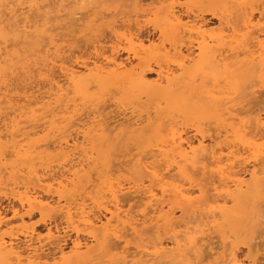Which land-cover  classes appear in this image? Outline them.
<instances>
[{"label":"bare ground","instance_id":"bare-ground-1","mask_svg":"<svg viewBox=\"0 0 264 264\" xmlns=\"http://www.w3.org/2000/svg\"><path fill=\"white\" fill-rule=\"evenodd\" d=\"M47 1H50V4L52 2L51 0H47ZM85 1L87 0H56L55 3L56 4L59 3L60 6H58V11L55 13V15L51 17L50 14L52 12L50 10L52 8H55V6L53 4H52L53 6H51L50 4H48V2H46V0H0V31L3 33V35L7 34L12 36L13 34H18V35H21L23 33L29 34V32L32 31L34 27L40 25L39 24L40 22L43 24L45 22L51 25L52 21L59 20L62 17V15L70 16V13L67 12V9L69 10L70 7ZM119 1L121 2V0ZM119 1L117 3L121 5ZM127 1L131 2L129 0ZM127 1L125 0V2ZM166 1L168 2V0ZM172 1L173 0H170L169 2L172 3ZM177 1L178 0H176V2ZM186 1H192V0H186ZM197 1L200 2L201 0H197ZM216 1L214 0L213 4H215L214 2ZM98 2L103 3L105 5L108 2L111 3L112 0L111 2L110 0H98ZM164 2L165 1L163 0L162 4ZM167 2L165 3L167 4ZM199 2L197 5H199ZM153 3L154 1L152 2V4ZM193 3H189V4L194 5ZM205 3L203 2L204 5ZM127 4L129 6V3ZM213 4H211L210 6H213ZM99 6L100 5H98L97 7ZM170 6L164 9L160 8L161 10L159 9V11H162L159 13L162 14L164 13L165 15H164V19L160 18L162 22L164 20L163 22L164 27H162L161 29L157 28L159 31L157 32L159 33L158 34L159 42L157 44L151 42V40L149 41L146 39L145 40L147 42V45L145 44V40L140 37L142 35H139L141 33L138 34V32L143 28L144 25V24L141 25L140 21L131 20L130 16H127V13L123 17H120L118 19V16L122 14L119 12L120 10L119 8H118L119 10L117 9V11L115 9L113 10L111 9L112 11L107 14V17L109 15L111 19L108 25L109 33L111 37L110 38L108 37L106 39L107 41L105 40V44L108 45L107 48L104 49L101 38H103L102 36L105 33L103 35L100 34L101 32L102 33L105 32L106 30L105 27H101L103 24H105V22L103 23L102 21L106 19V16H104L105 11L104 12L102 11L104 14L102 15L99 14V17H97L96 19L97 22L102 21L101 24L98 23V25H95L96 21L94 20L92 21L91 25L90 26L88 25L87 27L78 24L79 20L82 18L81 16L80 18L78 16L79 19L73 18L74 19L73 23L78 24L77 25L78 32L84 33L82 35L85 38L91 35L87 39H83L84 37L81 36L83 39V40L81 39L82 42L86 41L87 43H90L89 44L90 46H92L90 50H93V53H91V56L88 57L87 60H84L83 57L82 59L81 56L79 55H78L79 58L74 56L75 49L73 50L72 48L75 47V45L73 44L74 41H72L73 38L71 39V37L74 36L69 35L71 41L69 40L70 42L68 44V40H65L66 34L61 35V33L58 32L59 29L60 32L62 30L61 28H59L60 24L59 26H57V28L56 27L54 28L52 25L47 28L48 36H46L47 40L45 41L47 43L46 45H43L42 42V45L44 46L42 47L43 51H38L40 53L43 52L41 57L42 59L35 58L36 56H38L37 54L36 56L31 54L30 55L32 56L31 58H29V55H27L28 57L26 56L24 57L23 55L21 56L18 52L19 50V48H17L18 44H15L17 42L11 41L12 43L10 42L8 43L9 44L8 45L7 44L8 39L6 40L5 37H3L2 35H1L2 37L0 36V136L6 138L7 140L14 139L15 136L17 137V133L21 132V130H19L20 123L23 122V125L26 122L33 123L34 125L32 124L33 125L32 127L30 126L31 124H28L30 126L28 128L31 129L30 132L26 131L27 126H24L23 128L26 132L23 131L21 132L22 133L21 135L19 134L23 138L22 139L23 141L21 140L19 141L22 142L23 144L25 142L26 145L22 146L23 144H20L18 146H15L17 144L11 145L10 144L11 142H9V144L12 146V147L10 146L12 150L18 149L16 151L18 156L24 159L25 157L28 156L29 158V155L36 153V155L40 157L41 154L38 155L37 152L44 153L46 151H50V149L52 150V152L56 153L55 155L58 156L61 154H67L69 149H71V155L73 157L72 161L69 164H65L63 167L60 164V169L52 168L54 170L53 174L49 175L50 171H46L49 173V174L46 173L47 176L49 175V177L47 178L43 177L42 175L39 176L41 173L39 175L35 173L34 171L35 169H32L33 168L32 165L31 169L33 170V173H35V175L33 176L31 171H30L31 173L28 171L29 172L28 175L31 174L30 176L33 177L23 175L26 178H22V179H24L26 182L24 181L25 184H23L22 188L20 187L22 191L21 189H19L21 193L17 194V197L14 196L19 204L18 207L20 206V209H25V212H28L29 214L24 215L23 211L21 214L19 212V209L17 208L18 210L13 209L12 212L13 217H17L18 219L23 221L25 216L30 217L31 215L30 212L33 207L34 210L39 209L43 207L45 204H50L53 201H56L59 203L60 208L72 207V213H73L72 219L74 220V223H69V217L67 211H60L58 209L54 212L51 209H49L48 211V213H58L64 222L66 230L70 229V231L74 235V237H72L73 239L70 241L71 244L69 248L65 250L66 241H64V244L62 246L56 247L53 245V243L50 240H48L47 232L51 228H48L46 230L45 239H47L46 240L47 242H44L45 241L44 239H40L41 237L37 235L33 229L25 233L24 239L22 240H19V238L15 236L16 234L13 235L9 233L7 234L8 231L6 232L5 230L6 228L3 229V227H7L9 221L5 220V217L0 212V259H5V260L15 259L14 253L21 252V250L23 249V252L25 254L30 252L33 258L44 261L60 260L62 262H66V264H84V263H88L89 261H93L92 259L94 257L100 258L101 260H103L102 262L104 263H105L104 260L110 262L114 260H120V261H124V264H126L128 263L129 259H131L129 261L131 262L132 259L137 258V260L139 259L140 263L142 264H147L150 261L155 262V264H169V263L186 264L189 258L193 257L194 259L195 255L199 254L200 259L206 260L207 258L208 259L212 258L217 253H219L216 250L217 248L215 247L216 245L214 246L215 247L214 249L212 247L213 243L210 242L213 239L212 235L214 234L213 231L215 227L217 226L220 220L223 221V219L228 217L227 214L229 209L227 205L232 202L233 194L236 193L238 194L241 190H243L242 188L244 187L251 188V190H253L252 188H257L262 184L264 185V180H262L264 179L263 178L264 165L253 161V164H251L252 168L250 167L251 169L249 168V170H246L247 168L244 167V163H241L234 156L233 160L236 161L235 164L229 165L228 169L225 170L223 173L220 172L214 173L212 170V164H213V158L211 155L212 150L214 146L217 145L219 146L216 152V161L218 162L221 159V155H220L221 150L222 149L227 150L228 144L234 141L236 138L234 134V129L230 127L234 121L238 122L236 124L237 128L241 126H246L247 131L252 134L249 137V139L254 140L256 144H259L261 137L264 136V119L262 116L261 118L258 115L256 116L252 115L254 117L252 118L250 116L251 114L248 115L247 112L245 113V115L250 116L248 120H243L239 118L240 114H242V112H240L242 108L235 109L237 105H232L233 102L229 103L231 102V100H229L228 102H223L220 99L214 98L209 94V92L205 91V88L201 89L199 86H196L194 84L196 83L195 82L196 80H194V78L196 77L197 73H199L198 76L201 75L203 77L211 75L212 73H216V74L219 73L220 76L223 75L222 78H227L228 80H233L234 82H236L234 79L236 78L237 75L239 76L241 74L247 75L250 72H255L256 70H260L264 72V54H262V50L259 46V40L261 38L260 35H256L250 46L242 47L239 44L235 43L233 39L226 41L224 39L225 36H219V37L207 36L203 29L204 27H206L205 21L202 18V16H200L201 14L200 15L197 14L199 11L196 12V15H194L195 12L190 7H188L189 5H187L186 9H184L185 8L184 7L183 9L186 10L185 18L187 20L183 22L184 17L179 13L180 11H178L179 14L177 12L173 14ZM189 8L194 12V14L189 10ZM114 10L117 13L114 12L115 14H113ZM215 12L211 11L210 16L222 22L225 19L223 17L224 15L221 16L220 13L218 12L215 13ZM209 13L210 12H208V14ZM73 16L75 15H72L70 18H72ZM90 16L92 15L90 14ZM87 17H89V15H87L86 18ZM177 19H179L185 27L183 30L179 31L178 38L175 35H173L171 41H169V43H165V40L161 39L164 36H161L160 33L163 32L165 34V29H166L165 27L168 26L169 28L166 29V31H169L172 34V26ZM70 22L72 24V21ZM247 22L249 24V27H251L252 26L251 20ZM64 24H66L65 27H67L68 24L67 23ZM73 29L74 28H72V30ZM121 29H124L122 33L120 32L122 31ZM66 30H68V27L66 28ZM72 30L70 33H72ZM252 30L255 32L254 29ZM74 32L75 30L73 31V33ZM63 33L64 32L62 31V34ZM68 34L69 33H67L66 36H68ZM124 35L127 36V39H122V36ZM29 36H32V34L27 35L28 38ZM62 36H64V38ZM18 38L20 39L22 37H18ZM78 39H80V37ZM129 41H131V43H129ZM63 44L66 45L64 46ZM71 44L72 46L70 49V46L68 45ZM86 45L88 44H85L84 48ZM100 45H102V47ZM15 48H17L18 50H16ZM66 48L67 51H69L68 56H66ZM77 49L79 48L77 47ZM105 49L107 50L105 51ZM21 50L20 53L22 52L23 54L24 50L23 51ZM122 50L126 52L127 57L125 59H121L119 57V54ZM105 57H107V59H105ZM166 57L176 58V63H171V64L163 63L166 62L164 60ZM14 59H16L18 63H21L19 64L20 66H18L19 68L13 67V69L11 68L5 69L4 67H6L7 64L10 65L9 64L10 61ZM77 59L79 60V64L76 63ZM130 60H133L135 62V65L131 63ZM53 61H55V64L52 63ZM181 64L183 65V67L180 66ZM172 65L174 66L173 68H171ZM55 68L58 70V73L57 70L54 71ZM243 68L245 72H243L242 70ZM240 70L242 73H239ZM54 72L58 74V76H55ZM42 73L46 75L49 73L52 74L51 79L42 80L43 82H46V85L48 87L44 92L43 91L42 93L40 92L44 85L42 86L41 84L42 88L41 87L38 88L37 86L39 85L36 84L35 82L34 83L36 85L35 84L34 85L38 89H36V91H31L32 89H34V87H31L32 86L31 82H33L31 81L29 84L31 85L29 89L28 88L26 89V87H21V88L18 87L20 90H23L22 93L18 95L17 84H15V86L12 85L13 81L19 79L21 81L20 82L21 85L22 83H25L24 84L25 86L26 82L31 79L39 78V80H41L40 76ZM147 74L155 75L154 76L155 79L148 80L146 78ZM239 76H237V79L239 78ZM206 80L210 81L207 78ZM208 81H205V83L207 84ZM247 83L245 84L247 85ZM256 84L255 86L257 87ZM118 88L119 89L123 88V91L127 90L129 94L137 93L138 95L141 96L143 95L148 99V101L153 100L156 102L159 101L160 103L162 102L161 100H163L164 101L163 103H165L166 105L164 107L170 105L173 109L174 108L179 109L180 106L182 107V105L186 104V103L183 104L182 99L186 100L187 102H190L191 99L198 98V101H200V99L202 98V100L205 102L208 111H210L211 114L214 113L215 116H217V118H220L221 124L220 123L219 124L221 126L219 127L215 124L217 128L213 132L215 133L214 135L212 133V130L214 128L213 127L211 130L212 135H210L209 130L208 131L206 130L207 132L204 133L201 132L200 130L199 131L196 130V134H194V136L192 137V136H187V132L186 133L183 132L181 127L178 126L179 123L177 121H175L176 122L175 124L167 125L169 124V122L167 121L168 122L167 123L166 120L164 122L163 121L164 119L162 120L161 114L159 113L154 112L155 114V116L153 114L154 117L153 116L151 117V115L149 114L145 118H142L141 116L134 117L133 114H130L131 116L128 117L127 114L119 113V112H118L119 114L118 113L116 114V112L114 111L113 113L112 111H110L109 113L104 114L105 110L111 107L108 105V107L106 106V108L104 107L103 109L101 108L102 106H104L102 105V102H104V99H102L103 96L106 93L107 96L110 93L112 94L115 91V89L117 90ZM247 89L244 88L241 94L243 95L244 90ZM259 93L261 92L259 91ZM115 94L116 93H113V95ZM248 94L251 93L248 92ZM252 97L254 96H251L249 98ZM76 99L84 101V103L85 101L89 102V104L87 103L88 104L87 107H89L90 103L92 105L96 103L94 104L96 106L101 104L99 105L100 107H98V109L100 108L102 110L101 111L97 109L94 110L95 107L94 105H93V109L89 107L93 111L90 110L91 112H89L88 109L86 115L82 114L86 118V120L84 119L85 121L84 120L79 121L75 117H74L75 120L73 119V117L66 118L69 116L68 114L72 113L69 110L71 106L69 105V103H71L74 108L77 107V109L73 108L74 111L78 110L79 107L76 106V103L78 101H75ZM111 99H108V101H110ZM112 101L114 102L113 99ZM82 104L83 103H81V105ZM160 104H158V106H160L161 108ZM113 105L117 106L115 102L113 103ZM247 105L249 106V104ZM187 106H186L187 108H190L191 105L190 106L187 105ZM157 107L155 108L158 110ZM187 108H185V110ZM73 109L71 108V110ZM66 110L68 112L67 114L68 116L64 117V115H66L65 114ZM188 110L185 111L184 114L185 113L190 114L189 112H192V111L188 112ZM247 110L249 111V109ZM55 113L57 114V116L58 114H62L63 117H61L62 115H60L55 120L54 119L56 117ZM253 113H255V111ZM110 114H114V115H112L111 117ZM82 115H79L78 118L80 119ZM108 115H110V117H108ZM73 116H78V115H73ZM167 117L168 116H166V118ZM227 121L228 122L233 121V122L230 125H227L228 127H224V123ZM38 122H41L43 124L39 123L40 125H38ZM239 122H244V124L242 125ZM27 123L25 125H27ZM23 128L21 127L20 129ZM37 128L40 129L36 130ZM78 128L80 130H76ZM230 131L233 132L232 136L229 135ZM162 132L164 133L162 134ZM152 133H155L157 135V140L159 139L158 141L156 139L152 140L155 142L156 145L155 147L156 149L153 148L152 151L153 150L155 151L152 152L151 150H149V152L151 151V154L147 153L146 151L144 153L143 152L139 153V155L143 154L142 156H140L142 158L135 160V163L133 162L134 164H132L135 170L139 171L142 174V176L144 175L143 176L144 178L139 177L140 178L139 181L137 178L135 182L133 181L129 183L125 182L126 186L125 184H122L119 180L118 181L114 180L115 182H117L116 184H114V181L113 183L111 181H110L111 183L110 182L107 183L108 186L105 189H107V193H108L107 197H109V201L108 200H107L108 202L106 201L107 206L109 207V212L103 213L101 219V217L97 215L100 212V209L97 207L96 208L98 209L96 210L97 212H94L90 217H87L88 219L91 220V223L85 225L84 228H82L79 232L74 231V228L80 224L81 218H84L86 216V213L84 212L85 207H87L89 211H91L93 208L90 207L92 203L90 204L88 202L90 205L87 204V201L91 202V200L89 199V196L91 194L89 193L90 195H87L88 196L87 199H85V197H80V195L82 196V194L86 193L83 192L79 196H76L77 197V198L75 197L76 199L61 201L58 193H64L66 195L71 196L76 189L79 190L81 188L82 191L83 190L85 191L86 188H88L86 187L87 185L85 184L90 183V180H88L89 177L87 178L88 173L91 172L92 176L94 173L96 174L95 172L96 170L93 171L90 168V163L93 160L90 157H88L89 153L86 154V152L84 151L85 150L84 146H86V144L89 145L90 141H93L94 139L95 140L93 142L95 143L96 141L100 140L101 142L103 141V143H107L109 145L110 143H114V141H118L123 138L125 139L126 136H130L138 140H142L145 139L147 136H150V134ZM155 134H153L154 135L153 137H156ZM78 136L80 137L81 141L78 140ZM50 140H52V142H50L51 144L49 143ZM13 142L16 141L13 140ZM145 142H147V139H145ZM145 142H143V144ZM156 142H159V144H157ZM138 144H140V142ZM202 144L206 146V150H201ZM152 146H154V144ZM113 148L111 149L113 150ZM194 149L196 151H193ZM12 150L11 152L15 153V151ZM256 151L258 153L259 150L256 149ZM36 155H35V159H36ZM113 155L115 156V154ZM57 156H54V158ZM31 157L32 156H30V158ZM0 159H2V157ZM223 159L227 160L228 158L225 155ZM23 161L26 162V160ZM130 161L132 163V160L129 159V162ZM19 162L22 163V160L21 161L19 160ZM122 162L124 163V161ZM128 164L126 165V168L130 166ZM92 165L93 164H91V166ZM148 165H152L154 169L159 168L160 172L158 174L165 178L166 181L165 186L168 189V195L162 201L156 200L152 195H150V192L153 191L156 192L157 195H160L161 187L158 184L154 186V180L152 179L148 171H146ZM206 165L207 168H205ZM247 165L245 163V166ZM217 167H219L218 163H217ZM56 169H59L57 170L58 171L57 173L55 172ZM89 169L91 170L90 172ZM135 170L133 169L134 173ZM117 171L118 170L116 169V172ZM42 173H44V171ZM24 174L26 175L27 173ZM46 174L43 175L45 176ZM245 175L249 176L246 177L249 178L246 180H250L249 184H247L246 180L244 179ZM261 175H263L262 179L261 177H259ZM74 178H75V183H73ZM96 180L97 179H95V181ZM31 181L34 183H31ZM136 181L139 183H136ZM19 183H17V185H19ZM21 184L22 183H20V185ZM65 185H71V188H65ZM83 186L86 188H84ZM259 188L261 189V187ZM88 189H90V187ZM91 189L93 190V188ZM202 193L203 196H201ZM246 193L247 191L245 192V194ZM262 193H264V191ZM132 194H135L136 196L139 194L140 195V196L138 195L140 197L139 202L140 203L143 202L142 205L139 204L143 208V211H141L139 214L135 213V215L134 213L132 214L133 212L131 211L132 209L131 210L124 209L125 207L124 198L128 196L126 199H129V195ZM248 195H250V193L243 196H248ZM113 196L115 197V199L112 198ZM185 197H189L190 201H186L184 199ZM100 198L102 197L100 196ZM130 200L132 201V197H130L129 201ZM204 201H207V205H205ZM233 203L234 201L231 204ZM181 209H183V211H181ZM77 210H79V215H77ZM112 212H115L118 218L116 217L113 218L115 222L112 224L111 229L109 230L102 227L99 230H97V224L108 223V219L111 216ZM176 212L179 213V216H176L177 215ZM169 213H171V215H169ZM259 213H262V210L261 211L259 210ZM255 214L257 213L255 212ZM228 215L231 216V214ZM258 218L260 220L261 217ZM125 220H127V223H125ZM164 220L168 221L169 225L174 222L175 224L180 225V227L173 229L169 227V225L164 224L163 223ZM198 220L200 221L197 222L196 224L192 223L193 221L195 222ZM225 222H227L226 219ZM155 228L161 229L162 231L167 230L168 233L166 232V234H170L168 240L162 241V239L161 240L158 239L157 236H154L155 238H153V236H151V234L149 233H151L152 230ZM57 229L58 228L56 226L52 230L56 234L57 238H60L62 236L61 229L59 228L60 231L58 232L56 231ZM211 230L213 231L211 232ZM220 231L221 230H219L218 232ZM12 232L13 231H11L10 233ZM112 232L120 234L122 236V240L116 241L114 236L111 235ZM177 232L180 233L179 236L175 235V233ZM62 233L63 235L67 234V231L65 230L63 231L62 228ZM137 233H140V235L137 236ZM187 234H191L192 236L196 237L197 244L195 248L189 247ZM147 235L148 236L150 235L151 238H153V241H149L148 238H146ZM218 235L221 236L223 234H217V236ZM65 237H67V235L64 236V238ZM128 237L135 238V240L133 239V241L139 240L141 244H136L135 246L130 247ZM228 237L230 238V236ZM62 238L63 236L61 237V239ZM65 240L67 239L65 238ZM125 245H127V247H125ZM49 247L52 248V253L54 251L53 255L48 254L47 251L49 250ZM207 250L209 253H207ZM204 253L207 255H205ZM231 254H232V250H230L228 253L225 252L223 253V255H221V257L219 256V259L224 260L226 258H230Z\"/></svg>","mask_w":264,"mask_h":264},{"label":"rangeland","instance_id":"rangeland-1","mask_svg":"<svg viewBox=\"0 0 264 264\" xmlns=\"http://www.w3.org/2000/svg\"><path fill=\"white\" fill-rule=\"evenodd\" d=\"M52 2H51V4H50V1H47L46 0V2H48V4H50L51 6H55V8H52L50 11L52 12L51 14H50V16L52 17L53 15H55V13L58 11V6H60L59 5V3H55L56 2V0H51ZM119 0H112V2H111V0H110V2L111 3H106V2H104V3H106L105 5L103 4V3H100V2H98V0H87V1H85V2H82V3H80V4H76V5H74V6H72V7H70V9L68 10L67 9V12H69L70 13V16L68 15V16H63L62 14H60V15H62V17L60 18V19H62V20H56V21H52L51 22V25L55 28H57V26H59V24H60V26H59V28H61L62 30H61V32H60V29H59V33H61V35H67V33H69L68 34V36H66L65 35V40H68V44H69V42L71 41V39H72V41H74L73 42V44L75 45V47H73L72 49L75 51V54H77V55H75L74 54V56L75 57H77V58H79L78 57V55L79 56H81V58L83 57L84 58V60H87L88 59V57H90L91 56V53H93V50H90L91 48H92V46H90L89 44L90 43H87L86 41L83 43L82 42V40L83 39H87V38H89L90 36H88V37H84L82 34H84V33H80V32H78L77 31V28H78V24H80V25H84V26H87L88 27V25L90 26L91 25V23H92V21H96V19H97V17H99V14L100 15H102V14H104L103 12L105 11V15L104 16H106V19H104V20H102L103 21V23L105 22V24H103L101 27H105V32H101V34L100 35H103L104 33V35L102 36L103 38H104V41H103V38H101V40H102V45H103V49L104 48H107V45L108 44H105V40L109 37H111V35H110V33H109V27H108V25H109V22H110V16L108 15V17H107V14L109 13V12H111L113 9H115L116 11H117V9L119 10V12L120 13H122L121 15H119L118 16V19L120 18V17H123L126 13H127V16H130V18H131V20H138V21H140L141 22V25L142 24H144L143 25V28L138 32V34L139 33H141V34H139V35H142V36H140L141 38H143L144 40L146 39V40H151V42H154L155 44H157L159 41V39H158V37H159V33H157V32H159L158 31V29L157 28H162V27H164V25H163V22H164V20H163V22H162V20L161 19H164V13L162 14V13H159V12H162V11H159V9H160V5L162 4V1L161 0H152V1H150V0H129V1H131V2H128L127 0V2H125V0H123V2H122V0H121V2L119 1V3H121V5H119L117 2H118ZM154 1V3L152 4V2ZM157 1V2H156ZM165 2H167L166 0H164ZM170 0H168V2H167V4L164 2L163 4H166V5H168V3H169V6H170V4L172 5L173 3H175L178 7H177V10H176V12L178 13V11H180L179 13L184 17L183 18V22H185L187 19L185 18V16H186V10H184V9H186L187 8V5H189L188 7H190L194 12H195V14H194V12L189 8V10L194 14V15H196V12H198L197 14L198 15H200V16H202V18L204 19V21H205V24H206V27H204L203 29H204V31H205V34L207 35V36H211V37H219V36H225L224 37V39L226 40V41H229L230 39H232V35H233V33H232V31L228 28V24L229 23H232V27L234 28H236L237 30H239V28H241V27H243V25H244V23H245V21H246V18H247V21H249V20H251V22L252 23H254V22H258L259 21V19H260V17H259V12L257 11L256 12V14H255V17H254V20H253V12H252V8L251 7H249V8H247V9H243L242 7H241V5L242 4H248V5H252V4H256V5H259L260 4V2H261V0H215L216 2H214L215 4H213V1L212 0H206V1H204V0H201L200 2L199 1H197V0H192V1H184V0H178L177 2H176V0H173L172 1V3H170L169 2ZM43 2H45V1H43ZM97 2V3H96ZM126 4H125V3ZM137 2V3H136ZM156 2V3H155ZM183 2V3H182ZM185 2H186V4H185ZM195 2H196V5H195ZM198 2H199V5H197L198 4ZM203 2L205 3V5L203 4ZM211 2V3H210ZM86 3V4H85ZM123 3H124V6H123ZM127 3H129V6H128V4ZM189 3H193L194 5H195V7H194V5H192V4H189ZM208 3H210V4H208ZM45 4V3H44ZM53 4V5H52ZM101 4H103V5H101ZM181 4H185L186 6H185V8L183 9V8H179V5H181ZM211 4H213V6H210ZM46 5H47V3H46ZM45 5V6H46ZM98 5H100L99 7H97ZM111 5V6H110ZM120 7H119V6ZM127 5V6H126ZM137 5V6H136ZM207 5H209V6H207ZM49 6V5H48ZM69 6H71V5H69ZM126 6V7H125ZM153 6V7H152ZM57 7V8H56ZM152 8V9H151ZM158 8V9H157ZM178 8H179V10H178ZM112 9V10H111ZM142 9V10H141ZM156 9H157V12H156ZM164 9V8H163ZM181 9V10H180ZM107 10H109V11H107ZM113 11V14H115L114 12H116V11ZM161 10V9H160ZM183 10V11H182ZM195 10H197V11H195ZM89 11H91V12H89ZM103 11V12H102ZM138 11H140V12H138ZM203 13H202V12ZM205 11V12H204ZM210 12L209 14H208V12ZM211 11H216V12H218V13H220V15L221 16H223L225 19L223 20V30L221 31V27H222V24H220L221 22L219 21V20H217V19H215V18H212L211 16H210V14H211ZM102 12V13H101ZM138 12V13H137ZM145 12V13H144ZM215 12V13H216ZM84 13V14H83ZM117 13V12H116ZM140 13V14H139ZM178 13V14H179ZM182 13H184V14H182ZM78 14V15H77ZM81 14V15H80ZM90 14L92 15V16H90ZM139 14V15H138ZM158 14V15H157ZM239 14V15H238ZM72 15H75V16H73L72 18H70ZM87 15H89V17H87L86 18V16ZM146 15L148 16V17H151V20H146ZM78 16H79V18H80V16L84 19H80L79 20V22H78V24H75V23H73V21H74V19L76 18V19H79L78 18ZM136 16V17H135ZM139 18H138V17ZM161 16V17H160ZM193 16V15H192ZM235 16V17H234ZM233 17V18H232ZM74 18V19H73ZM132 18H134V19H132ZM161 18V19H160ZM87 21H86V20ZM109 19V20H108ZM228 19H230V20H228ZM70 21H72V24H74V25H72L71 24V22ZM102 21H96V23H95V25H98V23L99 24H101V22ZM107 21H108V23H107ZM43 22V21H42ZM64 23H67L68 25H67V27H68V30H66V28L67 27H65L66 26V24H64ZM40 25L39 26H36L37 27V29H36V27H34L33 28V30L32 31H30L29 32V34L28 33H23V34H21V35H18V34H13V36L12 35H7V34H4L3 35V33L0 31V36L2 35L3 37H5V39L7 40V44L8 43H10L11 41H13V42H17V43H15V44H18V47H17V45H16V47L17 48H19V50L17 49V48H15L16 50H18V52H19V54L22 56H26V57H28L27 55H29V58H31L32 56H30L31 54L32 55H35L36 56V54L38 55V56H36L35 58H41L42 57V54H43V52H38V51H43L42 50V47H44L43 45H46V43L47 42H45L46 40H47V38H46V36H48V31H47V28L49 27V26H51L50 24H47V23H45L44 22V24H45V26H44V24L43 23H39ZM234 24V25H233ZM63 25H64V27H63ZM72 25V26H71ZM76 25V26H75ZM105 25H107V26H105ZM62 26V27H61ZM74 28L73 30H72V28ZM75 26V27H74ZM157 26V27H156ZM100 27V28H101ZM155 27H156V29H155ZM76 28V29H75ZM100 28H99V30H100ZM155 29V31H154V29ZM166 29H168L169 27L168 26H166L165 27ZM43 29H44V31H43ZM63 29H65V30H63ZM102 29V28H101ZM166 29H165V34H164V37H162L161 39H163V40H165V41H167V43H169V41H171V39H172V34L169 32V31H166ZM39 30V31H38ZM71 30H72V33H70L71 32ZM75 30V32L73 33V31ZM122 31H120L121 33L123 32V30L124 29H121ZM254 30H255V32L257 33L256 35H260V38H261V34H260V32H259V24L258 23H256V27L254 28ZM37 31V32H36ZM62 31L64 32L63 34H62ZM67 33H66V32ZM154 31V32H153ZM31 32H33V33H31ZM39 32V33H38ZM106 32H108V33H106ZM47 33V34H46ZM58 33V34H59ZM77 33H78V35H77ZM168 33V34H167ZM30 34H32V36H29V38L27 37V35H30ZM108 34V35H107ZM225 34H227V35H225ZM35 35V36H34ZM41 35H42V37H41ZM60 35V34H59ZM74 36V37H71V39L69 38L70 36ZM1 36V37H2ZM35 38H34V37ZM40 38H39V37ZM81 36H83L84 38L82 39V37ZM107 36V37H106ZM144 36V37H143ZM18 37H22V38H18ZM34 39H33V38ZM61 37V36H60ZM63 38H64V36H62ZM80 37V39H78V38ZM148 37V38H147ZM9 38H10V41H9ZM43 38H44V40H43ZM46 38V39H45ZM69 38V39H68ZM100 38H99V40H100ZM157 38V39H156ZM76 39H78V40H76ZM82 39V40H81ZM18 40V41H17ZM70 40V41H69ZM76 40V41H75ZM79 40H81V41H79ZM146 40H145V44L147 45V42H146ZM9 41V42H8ZM107 41V40H106ZM42 42H43V45H42ZM45 42V43H44ZM12 43V42H11ZM80 43H82V44H80ZM166 43V42H165ZM14 44V43H13ZM85 44H88V45H86L85 46V48H84V45ZM101 44V43H100ZM9 45V44H8ZM20 45V46H19ZM40 45V46H39ZM42 45V46H41ZM64 46L66 45V44H63ZM102 45H100L101 47H102ZM39 46V47H38ZM68 46H70V49H71V46H72V44L71 45H68ZM38 47V48H37ZM77 47L80 49H77ZM82 47V48H81ZM87 47V48H86ZM22 49V50H21ZM41 49V50H40ZM87 49V50H86ZM102 49V50H103ZM20 50L21 51H23L24 50V53L22 54V52L20 53ZM37 50V51H36ZM107 49H105V51H106ZM35 51V52H34ZM77 51V52H76ZM104 51V50H103ZM36 52H38V53H36ZM69 51H67V48H66V56H68V53ZM90 54H89V53ZM30 53V54H29ZM35 53V54H34ZM86 54V55H85ZM40 55V56H39ZM83 55V56H82ZM34 57V56H33ZM119 57L121 58V59H125L126 57H127V55H126V52L125 51H121L120 52V54H119ZM82 58V59H83ZM86 58V59H85ZM242 58V57H241ZM33 59V58H32ZM42 59V58H41ZM171 59H173L172 57H166L164 60L166 61V62H163V63H166V64H170L169 63V61L171 60ZM12 61V62H11ZM10 61V65H8L7 64V66L6 67H4L5 69L6 68H11V69H13V67L15 68V67H18V66H20L19 64H21V63H18L17 61H16V59H14V60H11ZM131 61V63H133L134 65H135V62L133 61V60H130ZM151 62H152V60H151ZM15 65H14V64ZM18 63V64H17ZM16 64H17V66H16ZM136 64H137V62H136ZM174 66L172 65L171 66V68H173ZM3 68V69H4ZM19 68V67H18ZM57 69L55 68L54 69V71H56ZM243 70V72H245V70H244V68L242 69ZM55 73V72H54ZM57 73H58V70H57ZM207 73V72H206ZM238 73V72H237ZM239 73H242L241 72V70H240V72ZM245 74V73H244ZM199 75V73H197V75H196V77L194 78V80H196L195 82L196 83H194L196 86H199L201 89H204L205 88V91H207V92H209V94L211 95V96H213L214 98H217V99H220V100H222L223 102H228L229 100H231V102H229V103H232L233 102V104L232 105H237L236 107H235V109L237 108H242V110L240 111V112H242V114H240V116H239V118H241V119H243V120H248L249 118H250V116L252 117V118H254L252 115H258V116H262L263 117V119H264V72L263 71H260V70H256L255 72H250L249 74H247V75H243V74H241L240 76L239 75H237V76H239V81H238V79H237V76H236V78L234 79L236 82H234L233 80H228L227 78H222L223 77V75H221L220 76V74L219 73H212L211 75H208V76H206V77H203V76H198ZM55 76H58V74H56L55 73ZM147 77V79L148 80H154L155 79V75H153V74H147L146 75ZM242 77V78H241ZM196 78H198V79H196ZM200 78V79H199ZM206 78L207 79H209L210 81H208V80H206ZM253 78V79H252ZM21 79V78H20ZM256 80V83H255V80ZM251 80V81H250ZM253 80V81H252ZM16 81H17V83H16ZM16 81H13L12 82V85H14L15 86V84H17V93H18V95H20V93H22V91L23 90H20L19 88H21V87H26V89L28 88H30V86L31 87H34V89H32L31 91H36V89H38L39 87H41L42 88V86H43V88L41 89V93H42V91L44 92L48 87H47V85H46V82H43L42 80H39V78H36V79H31V80H29V81H27L26 82V85L24 86V84L25 83H22V85H21V81L18 79V80H16ZM31 81H33V82H31ZM42 81V82H41ZM205 81H208L207 82V84L205 83ZM250 81V82H249ZM19 82V83H18ZM30 82H31V85H29L30 84ZM38 84L39 86H35L36 84ZM39 82V83H38ZM204 82V83H203ZM248 82V83H247ZM33 83V84H32ZM44 83V84H43ZM209 83H210V85H209ZM245 83H247V85L245 84ZM35 84V85H34ZM41 84H42V86H41ZM245 84V85H244ZM255 84L257 85V87L255 86ZM21 85V86H20ZM34 85V86H33ZM250 85V86H249ZM29 86V87H28ZM46 86V87H45ZM245 86V87H244ZM246 86H247V88H246ZM13 87V86H12ZM19 87V88H18ZM239 87V88H238ZM245 89H247V90H244V92H243V95L241 94V92L243 91V89L244 88ZM263 87V88H262ZM243 88V89H242ZM251 88V89H250ZM119 89V88H118ZM116 90L115 89V91L113 92V93H116L115 95H113V93L110 95V97L114 100V102H115V104L117 105V106H114L113 105V101H112V99L109 97V95L107 96V93L103 96V98L102 99H104V102H102V105H104V106H102L101 108L103 109V107L104 108H106V106L108 107V105L111 107V108H107L106 110H105V112H104V114H107V113H109L110 111H112V113H113V111L114 112H116V114L119 112V113H124V114H127V116L129 117V116H131L130 114H133L134 115V117L135 116H141L142 118H145V117H147L149 114L151 115V117L153 116V114H154V112L155 113H159V114H161V117H162V120L165 122V120H166V122L168 121L169 122V124H167V125H170V124H175L176 122L175 121H177L178 123H179V127H181V129L183 130V132H187V136H194V134H196V130L197 131H201V132H207L208 130H209V132H210V135H212V133L214 132V130L217 128L216 127V125L217 126H221L220 124V118H217V116H215V114L214 113H210V111H208V109H207V107H206V105H205V102L202 100V98L200 99V101H198V98H194V99H191V101L190 102H187L186 100H184V99H182V101H183V104L184 103H186L185 105H182V107H184V108H182L181 106L179 107V109L177 108V109H173L170 105L169 106H167V107H164V106H166L165 105V103H163L164 101L163 100H161L162 102H160L159 103V101L158 102H156V101H153V100H149L148 101V99L145 97V96H141V95H138L137 93H134V94H129L128 92H127V90H125V91H123V88L122 89H119V90ZM241 89H242V91H241ZM20 90V91H19ZM186 90V89H185ZM210 90H211V92H210ZM220 90V91H219ZM30 91V90H29ZM247 91V92H246ZM258 91V92H257ZM259 91L261 92V93H259ZM120 92V93H119ZM123 92V93H122ZM239 92V93H238ZM248 92H250L251 94H248ZM236 93H238V94H236ZM248 95H247V94ZM217 94V95H216ZM230 94V95H229ZM237 96H236V95ZM249 95H251V96H254V97H252V98H249V97H251V96H249ZM105 96H107V97H105ZM114 96H115V99H114ZM236 96V97H235ZM239 96H241V97H239ZM243 96V97H242ZM262 96V97H261ZM105 97V98H104ZM258 97V98H257ZM111 99L110 101H108V99ZM243 98V99H242ZM249 98V99H248ZM253 98H255V99H253ZM106 99V100H105ZM75 101H78L77 103H76V106H78L79 108H78V110H76V111H78V112H76V111H74V109H77V107H73V105L71 104V103H69V105H71L70 106V111L73 113H70V114H72V115H70V114H68V112H67V110H66V112H65V114L66 115H64V117L65 116H68V117H66V118H69V117H73V119H74V117L75 118H77L79 121H83L84 119L86 120V118H85V116H83V115H86L87 114V110L89 109V112H91V111H93L92 109H93V105L94 104H96V103H94L93 105L90 103V105H89V107H91V108H89V107H87L88 106V104H89V102H87V101H85V103H84V101H81V100H75ZM106 101V102H105ZM194 101V102H193ZM245 101H246V103L247 104H249V106L245 103ZM101 102V101H100ZM111 102H113V103H111ZM154 102H156V103H154ZM81 103H83L82 105H81ZM88 103V104H87ZM195 104V106H194V104ZM158 104H160L161 105V108H160V106H158ZM85 105V106H84ZM92 105V106H91ZM99 105H101V104H99ZM96 106V105H94L95 107H94V110H102V109H98V107H100V106ZM168 105V104H167ZM187 105H191L190 106V108H187L188 106ZM231 105V104H230ZM124 106H125V108H124ZM128 106H130V107H128ZM158 106V107H157ZM187 106V107H186ZM194 106V107H193ZM128 107V108H127ZM155 107H157L158 108V110L155 108ZM191 107H193V108H191ZM263 107V108H262ZM71 108L73 109V110H71ZM118 108V109H117ZM130 108V109H129ZM162 108H163V110H162ZM172 108V109H171ZM185 108H187L186 110H185ZM128 109V110H127ZM154 109H155V111H154ZM188 109H190V110H188ZM207 109V110H206ZM247 109H249V111L247 110ZM251 109V110H250ZM82 110V111H81ZM91 110V111H90ZM136 110V111H135ZM157 110V111H156ZM162 110V111H161ZM188 110V112L189 111H192V112H189L190 114H184V112L185 111H187ZM246 110V111H245ZM74 111V112H73ZM85 111V112H84ZM123 111V112H122ZM133 111V112H132ZM168 111V112H167ZM182 112V114H181V112ZM206 111H207V113H206ZM245 111V112H244ZM255 111V113H253ZM259 113H258V112ZM59 112V111H58ZM88 112V113H89ZM128 112V113H127ZM209 112V113H208ZM244 112V113H243ZM247 112V114L248 115H250V116H248V115H245V113ZM249 112V113H248ZM256 112H257V114H256ZM79 113V114H78ZM118 113V114H119ZM167 113H169V114H167ZM63 114H64V112H63ZM68 114V115H67ZM83 114V115H82ZM115 114V113H114ZM114 114H110L111 115V117H112V115H114ZM166 114V115H165ZM175 114V115H174ZM211 114V115H210ZM235 114V113H234ZM246 116H244V115ZM60 115H62V114H58V116H57V114L55 113V120H56V118H58ZM73 115H78V116H73ZM79 115H82V117H80V119L78 118L79 117ZM110 115H108V117H110ZM169 115H171V116H169ZM154 116H155V114H154ZM153 116V117H154ZM165 116V117H164ZM166 116H168L169 117V119H168V117L166 118ZM61 117H63V115L61 116ZM133 117V116H132ZM131 117V118H132ZM172 117V118H171ZM174 117V118H173ZM261 117V118H262ZM83 118V119H82ZM166 118V119H165ZM228 118V117H227ZM72 119V120H73ZM219 119V120H218ZM48 120V119H47ZM46 120V121H47ZM75 120V119H74ZM78 120H77V122H78ZM84 120V121H85ZM174 122H172V121ZM216 120V121H215ZM218 120V121H217ZM44 121V120H43ZM49 121V120H48ZM189 121V122H188ZM42 122V121H41ZM41 122H38V125H40L39 123H41ZM45 122V121H44ZM167 122V123H168ZM212 122V123H211ZM233 121H227V122H225L224 123V127H228L227 125H230L231 123H232ZM27 123V122H26ZM26 123H24V125H23V122L22 123H20V125H19V130H21V132H23V131H25L24 130V126H27V128H26V131H28V132H30L31 131V129L30 128H28V127H32L34 124L33 123H27V125H25ZM177 123V124H178ZM196 123V124H195ZM220 123V124H219ZM28 124H31L30 126L28 125ZM33 124V125H32ZM41 124H43V123H41ZM200 124H202V125H200ZM209 124V125H208ZM216 124V125H215ZM23 125V126H22ZM203 125H205V126H203ZM183 126V127H182ZM23 128V129H20V128ZM211 127V128H210ZM214 127V128H213ZM204 128V129H203ZM212 128H213V130H212ZM38 129H40V128H37L36 130H38ZM76 130H80L79 128L78 129H76ZM186 130V131H185ZM205 130V131H204ZM207 130V131H206ZM211 130H212V133H211ZM25 131V132H26ZM33 131V130H32ZM17 133V137L15 136L14 137V139H6V138H3V137H1L0 138V144H3L5 147H9V146H11L12 144H17V145H15V146H18V145H20V144H23L22 142H20L19 140H21V141H23L22 139V136H20L22 133ZM24 132V133H25ZM164 132H162V134H163ZM20 134V135H19ZM153 134H155V133H152V134H150V136H147L145 139H147V142H145V139H142V140H138V139H136V138H134V137H130V136H126L125 137V139L123 138V139H121V140H118V141H114V143H116V144H114V143H110L109 145L107 144V143H103V141L101 142L100 140H98V141H100V142H98V141H96V143L95 142H93V141H90V143H89V145L88 144H86V146H84V151L86 152V154H88V157H90L93 161L90 163V168H91V170H96L95 172H96V174L94 173L93 174V176H92V174H91V170L89 169V172L90 173H88V175H87V178H88V180H90V185L87 183V184H85V182H84V184L85 185H87L86 187H90V189H88V188H86V187H84V188H86V190L84 191H82V189L80 188L79 190H75V192H76V194H75V192L71 195L72 196V199H76L77 197L76 196H79L80 194H82L83 192L85 193V194H82V196L80 195V197H85V199H87L88 198V196L87 195H90L89 197H93V199H96L97 200V203L99 204V202L101 201V200H105V201H109V197H107L108 196V193H107V189H105V188H107V186H108V184L107 183H109L110 181L113 183V181L115 180H119L122 184H125V186H126V183L125 182H135V180H137V178H138V181H139V177H143L142 176V174L139 172V171H137V170H135V168L133 167V165L132 164H134L135 163V160H138V159H141L142 157H140V156H142V155H139V153H144L145 151L147 152V153H149V154H151V151H152V149L154 148V149H156L155 147H156V145H155V142L154 141H152V140H154V139H156L157 140V135H156V137H153L154 135ZM215 133H213V135H214ZM163 136V135H162ZM20 137V138H19ZM128 137H129V139H128ZM152 137V138H151ZM132 138V139H131ZM1 139H4V140H1ZM149 139H150V141H149ZM13 140H15L16 142H18V143H16V142H13ZM78 140L79 141H81L80 140V137L78 136ZM125 142H124V141ZM133 140H135V141H133ZM155 140V141H156ZM159 140V139H158ZM157 140V141H158ZM140 142V144H138L139 142ZM149 141V142H148ZM9 142H11L10 144H9ZM50 142H52V140H50L49 141V143ZM92 142V143H91ZM97 142H98V144H97ZM121 142H123V143H121ZM138 142V143H137ZM143 142H145L144 144H143ZM48 143V142H47ZM48 143V144H49ZM95 143V144H94ZM102 143H103V145H102ZM127 143V144H126ZM157 144H159V142H156ZM51 144V143H50ZM101 144V145H100ZM112 144H113V146H114V148H113V146H112ZM118 144V145H117ZM143 144V145H142ZM146 144V145H145ZM154 144V146H152ZM24 145H26L25 144V142H24V144L22 145V146H24ZM110 146V147H109ZM117 146V147H116ZM148 146V147H147ZM12 147V146H11ZM10 147V148H11ZM143 147V148H142ZM150 147H152V148H150ZM111 148H113V150L111 149ZM142 148V149H141ZM146 148H147V150H146ZM12 150V149H11ZM18 149H15V150H12V151H15V153L13 152H11L9 155H8V157L7 158H3L2 157V159H0V212L2 213V215L5 217V220H8L9 221V224H8V226L7 227H3V229H5L6 230V232H7V234L9 233V234H16L15 236L16 237H18L19 238V240H22V239H24V234L25 233H27V232H29L30 230H34L35 232H36V234L37 235H39L40 237H44V242H47L46 240L47 239H45L46 238V230L48 229V228H51V229H54L56 226H57V228L59 229H61V234H62V236H63V238H64V236H66L67 235V237H65L67 240H65V238L63 239L64 241H66V248H65V250H67L68 248H69V246H70V244H71V240L73 239L72 237H74V235L72 234V232L70 231V229H68V230H66V227H65V225H64V222H63V220H62V218H61V216H59V214L58 213H45L44 214V217H45V220H44V222H42V223H38L37 221H40L41 220V215H40V213H39V211H38V209H35L34 210V207L32 208V210H31V212H30V217H27V216H25L24 217V219H23V221H21L20 219H18L17 217H13V214H12V212H13V209L14 210H18L19 209V212L22 214V211H23V213H25V209H20V206L18 207V202H17V199L15 198V197H17V194H19V193H21V191H22V186H23V184H25V180L24 179H22V178H26V177H24V176H30V175H28L29 174V172L31 171L32 172V174H33V176L35 175V173H37L39 176H43V177H49V175H51V174H53V169H55V168H59L60 169V162H58V159H57V157H55L54 158V156H57V155H55L56 153H54V152H52V150L50 149V151H46V152H44V153H39V152H37L38 153V155H40L41 154V156L42 157H44V158H42L41 156L39 157V156H37L36 155V153H33V154H31V155H29V158H30V156H32L30 159L28 158V156L27 157H25L24 159L23 158H21L20 156H18L17 155V151ZM132 150V151H131ZM142 150V151H141ZM149 150H151L150 152H149ZM155 150H153L152 152H154ZM92 152V153H91ZM95 153V154H94ZM136 153V154H135ZM36 155V159H35V155ZM113 154H115V156L113 155ZM146 154V153H145ZM12 155H13V157H12ZM16 155V156H15ZM53 155V156H52ZM90 155V156H89ZM111 155H113V156H111ZM133 155H134V157H133ZM139 155V156H138ZM10 156V157H9ZM51 156V157H50ZM136 156V157H135ZM147 156V155H146ZM39 157V158H38ZM139 157V158H138ZM143 157H145V156H143ZM1 158V157H0ZM27 158V159H26ZM39 160H38V159ZM50 158H52V159H50ZM54 158V159H53ZM134 158V159H133ZM136 158V159H135ZM21 161L22 160V163L21 162H19V160ZM34 159V160H33ZM41 159V160H40ZM48 159V160H47ZM129 159L130 160H132V163H131V161L129 162ZM23 160H26V162L25 161H23ZM27 160H28V162H27ZM31 160H33V161H31ZM111 161V162H110ZM122 161H124V163L122 162ZM38 162V163H37ZM134 162V163H133ZM117 163V164H116ZM129 163V164H128ZM91 164H93L92 166H91ZM116 164V165H115ZM130 165V166H128L127 168H126V165ZM18 165V166H17ZM33 165V166H32ZM104 165V166H103ZM246 165H247V163H246ZM29 166H30V168H29ZM31 166L33 167L32 169H35L34 171H35V173H33V170L31 169ZM59 166V167H58ZM27 167V168H26ZM51 167V168H50ZM98 167V168H97ZM119 167V168H118ZM243 167V166H242ZM244 167L245 168H247L246 170H249V168L251 167V165H247V166H245V163H244ZM2 168V169H1ZM7 168V169H6ZM30 170H29V169ZM53 168V169H52ZM105 168V169H104ZM120 168H121V170H120ZM252 168V167H251ZM250 168V169H251ZM49 169V170H48ZM59 169H56L55 170V172L57 173L58 171L57 170H59ZM116 169L118 170V171H120V172H116ZM131 169V170H130ZM133 169L135 170V173L136 172H138V173H134V171H133ZM2 170V171H1ZM51 170H52V173H51ZM112 170V171H111ZM113 170H114V172H113ZM123 170V171H122ZM127 172H126V171ZM244 170V169H243ZM5 171V172H4ZM29 171V172H28ZM44 171V173H42ZM46 171H50V174L48 173V172H46ZM93 171H92V173H93ZM124 171H125V173H124ZM27 173L26 175L24 174V173ZM30 172V173H31ZM39 172V173H38ZM54 172V173H55ZM113 172V173H112ZM130 172H131V175H130ZM49 174L48 176H47V174ZM111 175H110V174ZM115 173V174H114ZM124 173V174H123ZM43 174H46L45 176L43 175ZM113 174H114V176L116 177V179H115V177L113 176ZM133 174V175H132ZM24 175V176H23ZM130 175V176H129ZM21 176V177H20ZM23 176V177H22ZM33 176H30V177H33ZM134 176V177H133ZM137 176V177H136ZM5 177V178H4ZM112 177H114V178H112ZM246 177H249V176H247V175H245V180L246 179H249V178H246ZM259 177H261V179H262V177H263V175H261V176H259ZM17 178V179H16ZM22 179V181H21V179ZM100 178V179H99ZM112 179V180H110V179ZM144 178V177H143ZM264 178V177H263ZM95 179H97L96 181H95ZM133 179V180H132ZM16 180V181H15ZM93 180V181H92ZM101 182H100V181ZM104 180V181H103ZM109 180V181H108ZM125 180V181H124ZM262 180H264V179H262ZM25 181V182H24ZM114 181V184H116L117 182H115ZM9 182V183H8ZM22 183L21 185H20V183ZM89 182V181H88ZM110 182V183H111ZM124 182V183H123ZM246 182H247V184H249V182H250V180H246ZM5 183V184H4ZM17 183H19V185H17ZM31 183H34V182H32L31 181ZM136 183H139V182H137L136 181ZM11 184V185H10ZM92 184H93V186H92ZM107 184V185H106ZM8 185V186H7ZM83 185V184H82ZM19 186V187H18ZM263 186V187H262ZM15 187V188H14ZM21 187V188H20ZM102 187H103V189H102ZM259 187H261V189L259 188ZM259 187H257V188H252L253 190H251V188H246V187H244V188H242L243 190H241L238 194L236 193V194H233L234 195V198H233V195H232V202L234 201V203L233 204H231V203H229L228 205H227V207H228V214H231V216L230 215H228L227 214V216L228 217H230V218H228V217H226L225 219H226V221L227 222H225V219H223V221L222 220H220L219 222H218V224H217V226L215 227V229H214V231L213 230H211V232L213 231V239L210 241L211 243H213L212 244V247L215 249V247H217L216 248V250L220 253H217L214 257H212V258H207L206 260L207 261H212V260H216V259H219V256L221 257V255H223V253H228L230 250H232V246H233V244H236L237 245V256H238V258H242V256H240V253L241 252H243L244 254H247V252H246V250H245V248H244V243H245V236H248L249 234H250V232H251V227L253 226V224H255V223H258L259 222V218L258 217H261V214L262 213H259V210L261 211H264L263 209H264V193H262L263 191H264V185L262 184V185H260ZM3 188V189H2ZM17 188H18V191H17ZM91 188H93V190L91 189ZM19 189H21V191L19 190ZM257 189V190H256ZM93 192H92V191ZM95 190V191H94ZM251 190V191H250ZM256 190V191H255ZM263 190V191H262ZM18 193H17V192ZM247 191V193L245 194V192ZM253 191V192H252ZM259 191V192H258ZM92 192V193H91ZM104 192V193H103ZM256 192V193H255ZM90 193V194H89ZM95 195H94V194ZM106 193H107V195H106ZM243 193V194H242ZM250 193V195H248V196H243V195H247V194H249ZM252 193H253V195H255V196H253L252 195ZM255 193V194H254ZM7 194V195H6ZM104 194H105V196H104ZM74 195V196H73ZM94 195V196H93ZM139 195V194H138ZM136 196L135 194H132V195H129V199H130V197H132V201L130 200L129 201V199H126L128 196H126V198H124V209L125 210H127V209H129V210H131V211H133L132 212V214L134 213V215H135V213H137V214H139L142 210H143V208L141 207V205H142V203H140L139 201V199H140V195L139 196ZM239 195V196H238ZM260 195V196H259ZM262 195V196H261ZM15 196V197H14ZM100 196L102 197V198H100ZM103 196H104V198H103ZM135 198H134V197ZM235 196H237V197H235ZM76 197V198H75ZM106 197V198H105ZM138 197V198H137ZM239 197V198H238ZM244 197V198H243ZM56 198V197H55ZM235 198H236V200H235ZM243 198V199H242ZM257 198V199H256ZM234 199V200H233ZM238 199V200H237ZM242 199V200H241ZM245 199V200H244ZM263 200V201H262ZM107 201V202H108ZM91 204V202L90 201H87V204L88 205H90L89 203ZM106 202V203H107ZM129 202V203H128ZM135 202V203H134ZM261 202V203H260ZM134 204V205H133ZM139 204H141V205H139ZM262 205V206H261ZM10 206H11V208H10ZM137 206V207H136ZM140 206V207H139ZM260 206V207H259ZM90 207H93L92 205H90ZM18 208V209H17ZM36 208V207H35ZM134 208V209H133ZM261 208V209H260ZM96 210H98V209H96ZM33 211V212H32ZM130 211V212H131ZM135 211V212H134ZM229 211H231V212H229ZM257 213V214H255V212ZM97 212V211H96ZM4 213V214H3ZM232 213H234L235 214V216H234V214H232ZM56 214H58V215H56ZM176 216H179V213L178 212H176ZM254 214H255V216H254ZM257 215V216H256ZM253 216H254V219H253ZM256 217V218H255ZM50 218H52V219H50ZM60 218V219H59ZM238 219V220H237ZM54 220V221H53ZM254 220V221H253ZM62 221V222H61ZM200 220H198V221H193L192 223H197V222H199ZM230 221H232V222H230ZM258 221V222H257ZM61 222V223H60ZM255 222V223H254ZM60 223V224H59ZM228 223V224H227ZM251 223H252V225H251ZM227 224V225H226ZM56 225V226H55ZM62 225V226H61ZM55 226V227H54ZM219 227H220V229H219ZM10 228V229H9ZM62 228H63V231L65 230V231H67V234H64L63 235V233H62ZM65 228V229H64ZM60 229H59V231H60ZM159 230V231H156V230ZM155 229H153L152 230V232L151 233H149V234H151V236H153V238H155L154 236H157V238L158 239H162V241L164 240V241H167L168 240V237H169V235L170 234H166V232L168 233V231L167 230H164V231H162L161 229H157V228H155ZM4 230V231H5ZM176 230H178V229H176ZM216 230V231H215ZM219 230H221L220 232H218ZM11 231H13L12 233H10ZM70 231V232H69ZM218 232V233H217ZM223 232V233H222ZM156 233V234H155ZM165 233V234H164ZM217 234H223V235H218L217 236ZM23 235V236H22ZM159 235V236H158ZM61 236V237H62ZM151 236L149 235H147V237L146 238H148V240L149 241H153V238H151ZM162 236V237H161ZM211 236V237H212ZM216 236H217V238H216ZM228 236H230V238L228 237ZM232 236V237H231ZM61 237H60V239H61ZM165 237V238H164ZM215 237V238H214ZM222 237V238H221ZM225 237V238H224ZM228 237V238H227ZM132 238V239H131ZM164 238V239H163ZM220 238V239H219ZM133 239L135 240V238H133V237H128V241H129V243H130V247H133V246H135L136 244H141V242L139 241V240H137V238H136V240L137 241H133ZM217 239V240H216ZM228 240V244H227V246H225V240ZM131 241V242H130ZM224 241V242H223ZM137 242V243H136ZM214 242H216V243H214ZM250 244H253L254 242H252L250 239H249V241H248ZM255 244V245H254ZM253 244V246H254V248L255 249H259L260 247H261V244H262V242L260 241V239H259V237H257V239H256V241H255V243ZM216 245V246H215ZM260 245V246H259ZM215 246V247H214ZM211 247V248H212ZM51 247H49V250L47 251L48 252V254L49 255H53V253H54V251H53V253H52V248L50 249ZM218 249H220V250H218ZM51 250V251H50ZM206 252V251H205ZM52 253V254H51ZM207 253H209L208 252V250H207ZM205 254V253H204ZM205 255H207V254H205ZM196 257H197V255H195L194 256V259H196ZM95 258V259H94ZM92 260L93 261H89L88 263H84V264H100V262L101 261H103V260H101L100 258H98V257H94ZM96 258H98V259H96ZM190 259H193V257H190L189 258V260ZM101 260V261H100ZM131 259H129V261H130ZM137 258H135V259H132V261L131 262H129L128 261V263H130V264H142V263H140V260L138 259L137 261ZM220 260V259H219ZM105 261V263L104 264H111V262L110 261H107V260H104ZM93 262V263H92ZM96 262H98V263H96ZM128 263H126V264H128ZM165 263V262H164ZM147 264H155V262H148ZM169 264H177V263H169ZM179 264V263H178Z\"/></svg>","mask_w":264,"mask_h":264},{"label":"snow or ice","instance_id":"snow-or-ice-1","mask_svg":"<svg viewBox=\"0 0 264 264\" xmlns=\"http://www.w3.org/2000/svg\"><path fill=\"white\" fill-rule=\"evenodd\" d=\"M34 6V5H33ZM186 5H179V8H184ZM160 8H168L169 5L166 4H161L159 6ZM172 13L174 14L177 10V5L173 3L171 6ZM241 7L243 9H247L249 7L252 8L253 12V20L255 17L256 12H259V21L252 23V26L249 27V24L246 21L243 25V27L239 28L237 30L236 28L232 27V23L228 24V28L232 31V39L234 40L235 43L239 44L240 46H250L251 43L253 42L256 33L252 30L256 27V23L259 24V32L261 34V39L259 40V46L262 50V54H264V0H261L259 5L252 4H242ZM146 20H151V17H148L146 15ZM222 27L221 31L223 30V21L221 22ZM183 23L177 19L173 26H172V35H175L177 38L179 36V31L184 29ZM161 36H164V33H160ZM119 35V34H118ZM227 35V34H225ZM223 38V37H221ZM122 39H127V36L124 35L122 36ZM167 43V41H165ZM131 43V41H129ZM107 59V57H105ZM55 64V61L52 62ZM76 63L79 64V60H76ZM169 63H176V58H173L169 61ZM183 67V65H180ZM52 74H41L40 79L45 80V79H51ZM54 82V81H53ZM238 122L234 121L233 124L230 126L234 129V134H235V140L232 141L231 143L228 144L227 150L222 149L221 150V159L217 162L216 161V152L217 148L219 147L214 146L212 150V158H213V164H212V170L214 173L220 172L223 173L225 170L228 169L229 165L235 164L236 161L233 160V157L235 156L241 163H247L249 165L253 164V161L256 163L264 165V136L261 137L260 143L256 144L254 140L249 139V137L252 135L250 132L247 131L246 126H241V127H236V124ZM242 125L244 122H239ZM14 130V129H13ZM230 136L233 135V132L230 131L229 133ZM258 149V153L256 151ZM201 150H206L205 145H201ZM193 151H196L195 149ZM11 152V148L5 147L3 144H0V157L7 158L9 153ZM227 156V160L223 159L224 156ZM58 161L61 163V166L63 167L65 164H69L73 157L71 155V149H69L67 154H61L57 156ZM217 163L219 164V167H217ZM207 168V165L205 166ZM146 171L150 174L152 179L154 180V186L158 184L161 187V194L157 195L156 192H150V195H152L156 200H164L166 196L168 195V189L165 186L166 181L165 178L158 173L160 172L159 168H153L152 165H148L146 168ZM73 183H75V178L73 179ZM65 188H71V185H65ZM60 196V200H71L72 196L66 195L64 193H58ZM203 196V193L201 194ZM115 199V197H112ZM91 200V203L93 205V208L91 211L88 210L87 207H85L84 212L86 213V216L84 218H81L80 224L77 225L74 228V231L79 232L82 228H84L85 225L90 224L91 220L88 219L87 217H90L94 212H96V208L98 207L100 209V212L97 214L101 217L102 219V214L103 213H108L109 212V207L107 206V203L105 200H101L99 204H97V200L93 199L92 197H89ZM186 201H190L189 197L184 198ZM205 205H207V201H204ZM55 205V207H54ZM74 207V206H73ZM49 209H51L53 212L56 211L57 209L60 211H67L68 217H69V223H74V220L72 219L73 213H72V207H65V208H60V205L58 202L53 201L50 204H45L43 207L39 208L38 211L41 215V220L37 221L38 223H42L45 220L44 214L45 212H48ZM143 211V210H142ZM183 211V209H181ZM28 212H25L24 215H28ZM51 214V213H50ZM77 215H79V210H77ZM127 215V214H125ZM171 215V213H169ZM114 217H117V214L115 212H112L111 216L108 219L107 224H97V230L100 228H105V229H111L112 224L115 222ZM163 219V218H162ZM125 223H127V220H125ZM164 224L169 225V222L164 220ZM171 228H179L180 225L175 224L174 222L169 225ZM57 232L59 229L56 230ZM111 235L114 236L116 241H121L122 236L118 233L112 232ZM140 233H137V236H139ZM176 236H179L180 233H175ZM257 237H259L260 241L262 242L261 247L259 249H255L253 244H250L248 241L249 239L253 242L256 241ZM47 238L50 240L54 246L60 247L64 244V240L57 238L56 234L53 232L52 229H49L47 232ZM40 239H44V237H41ZM187 240L189 247L195 248L197 244V239L195 236H192L191 234H187ZM107 242V241H106ZM228 240H225V246L228 244ZM127 247V245H125ZM244 248L247 252V254H244L243 252L240 253V256L242 258L237 257V245L233 244L232 246V254L230 258H226L224 260H212V261H207L199 258V254L197 255L196 259H190L186 262V264H264V211H262L261 218L258 223L253 224L251 228V232L248 236H245V243H244ZM15 259L12 260H5V259H0V264H66V262H62L60 260H55V261H44V260H39L36 258L32 257V254L28 252L25 254L23 252V249L21 252L14 253ZM100 264H104V262H100ZM111 264H124V261L120 260H114L111 262Z\"/></svg>","mask_w":264,"mask_h":264}]
</instances>
